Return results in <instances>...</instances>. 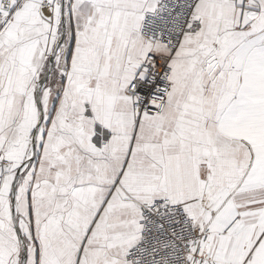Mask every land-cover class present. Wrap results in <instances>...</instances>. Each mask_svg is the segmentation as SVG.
Masks as SVG:
<instances>
[{"label": "snow or ice", "instance_id": "obj_1", "mask_svg": "<svg viewBox=\"0 0 264 264\" xmlns=\"http://www.w3.org/2000/svg\"><path fill=\"white\" fill-rule=\"evenodd\" d=\"M0 264H264V0H0Z\"/></svg>", "mask_w": 264, "mask_h": 264}]
</instances>
